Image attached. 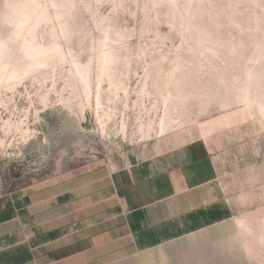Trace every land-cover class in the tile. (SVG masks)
Returning <instances> with one entry per match:
<instances>
[{"label": "rangeland", "instance_id": "374dc122", "mask_svg": "<svg viewBox=\"0 0 264 264\" xmlns=\"http://www.w3.org/2000/svg\"><path fill=\"white\" fill-rule=\"evenodd\" d=\"M193 141L264 264V0H0V194Z\"/></svg>", "mask_w": 264, "mask_h": 264}, {"label": "crops", "instance_id": "0c3cea01", "mask_svg": "<svg viewBox=\"0 0 264 264\" xmlns=\"http://www.w3.org/2000/svg\"><path fill=\"white\" fill-rule=\"evenodd\" d=\"M245 230L204 141L0 194V264H253Z\"/></svg>", "mask_w": 264, "mask_h": 264}, {"label": "clouds", "instance_id": "9594fccd", "mask_svg": "<svg viewBox=\"0 0 264 264\" xmlns=\"http://www.w3.org/2000/svg\"><path fill=\"white\" fill-rule=\"evenodd\" d=\"M6 8L14 7L13 5H5Z\"/></svg>", "mask_w": 264, "mask_h": 264}, {"label": "bare ground", "instance_id": "6f19581e", "mask_svg": "<svg viewBox=\"0 0 264 264\" xmlns=\"http://www.w3.org/2000/svg\"><path fill=\"white\" fill-rule=\"evenodd\" d=\"M30 45H31V44H30ZM33 45H34V44H33ZM33 45H32V47H34ZM29 47H30V46H29ZM30 48H31V47H30ZM32 50H34V49H32ZM32 50H31V51H32ZM40 51H41V50H40ZM30 53H31V52H30ZM32 53H33V52H32ZM29 55H30V54H29ZM33 55H34V54H33ZM12 74H13V73H12Z\"/></svg>", "mask_w": 264, "mask_h": 264}]
</instances>
